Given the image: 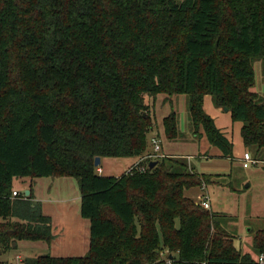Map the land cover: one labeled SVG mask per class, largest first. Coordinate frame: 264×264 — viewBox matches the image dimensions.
<instances>
[{"label":"trees","instance_id":"obj_1","mask_svg":"<svg viewBox=\"0 0 264 264\" xmlns=\"http://www.w3.org/2000/svg\"><path fill=\"white\" fill-rule=\"evenodd\" d=\"M256 62L264 80V0H0V256L55 239L33 189L13 196L14 179L72 178L90 223L88 252L22 264H165V252L173 264H259L264 229L243 253L218 214L186 196L221 176L168 156L164 140H186L174 110L162 118L167 156L155 167L118 177L95 167L98 157L149 154L148 100L155 109L159 96L182 95L190 135L204 134L208 151L235 163L234 144L204 109L211 96L264 160Z\"/></svg>","mask_w":264,"mask_h":264},{"label":"rangeland","instance_id":"obj_2","mask_svg":"<svg viewBox=\"0 0 264 264\" xmlns=\"http://www.w3.org/2000/svg\"><path fill=\"white\" fill-rule=\"evenodd\" d=\"M255 73V90L264 99L261 62H256ZM165 98L164 96L157 98L155 109L152 107L154 102L148 100L151 105V115L153 120L156 121L154 124L155 130L152 132L153 135H157L162 141L161 121L163 116L169 115L173 110L179 114L180 129L182 133L186 134L184 136L186 140L175 144L167 143L164 140L165 151L171 154L168 156L186 159L189 166L194 167L198 173L221 176L216 184L210 185L205 190L210 196L211 210L218 214V220L228 231V236L233 238L234 245L243 253L252 252L254 236L252 232L264 229V160H258L259 164L250 168H244L242 162L231 163L230 166L228 164L230 160L228 162L225 159H220L217 156L218 151L213 147L208 151L209 148L205 146L204 134L202 137L198 136L199 138H194L193 135H190L189 97L182 95ZM164 103L165 105H163ZM239 151L243 152V150ZM204 152L206 153L202 154ZM208 152L211 157L208 156ZM247 152L254 156L253 151ZM189 157L192 158L189 159ZM260 157L263 159L264 154ZM104 163L103 161L98 167V170L101 169V173L98 171L99 175L109 176L111 174L110 176H119L121 169L106 170ZM13 187L20 194L30 188L34 190L35 204H39L44 215L52 219V232L57 241H55L53 247L44 242L20 243L17 249L0 256V264H16L17 256H21L24 259L43 255L81 257L85 254L67 249L70 247L67 244H73L75 237L80 239L81 235L87 236L82 224L84 222L88 223V228L90 225L87 220L80 218L81 195L77 180L72 178H41L32 181L30 178H16L14 179ZM200 193L201 189H192L186 192V196L196 199ZM78 243L80 244V240Z\"/></svg>","mask_w":264,"mask_h":264},{"label":"crops","instance_id":"obj_3","mask_svg":"<svg viewBox=\"0 0 264 264\" xmlns=\"http://www.w3.org/2000/svg\"><path fill=\"white\" fill-rule=\"evenodd\" d=\"M204 109H205L206 113L214 120L215 125L217 126V128L223 133V135L227 139H229L234 144L235 162H241L243 154L245 152H247L246 149H245L244 143H243L242 136H241V130H242L243 124L240 123V122H233L232 118H231V114L229 112H226L225 110L217 108L214 105L211 96H206L204 98ZM239 150H243V152H240ZM213 152H215V151H213ZM209 156L211 157L210 154H209ZM217 156H218V154H217ZM139 159L140 158H122V159L105 158V159H102L101 164L103 163V161L105 162L104 165H105V169L106 170L115 169V168L121 169L120 170V174H119V176H121L124 173H126V171H128V169H130L133 165H135L138 162ZM220 159H222V158H220ZM226 160L229 162L228 159H225V161ZM231 163L232 162L230 161L228 164H230V166H231ZM201 174H203V173H201ZM110 175L111 174H109V176ZM102 176H105V175L102 174ZM200 194H198V196ZM80 218H82V217H80ZM82 226L84 227V230L86 231L87 236L86 235L85 236L81 235L80 239H77L75 237L73 244H67V245H70V247L67 248V249L69 251H77V252H81V253H85L86 254L88 252V248H89L90 225H89V228H88V223L84 222L82 224ZM79 240H80V244L78 243ZM55 241H57L56 237H55V239L52 242L50 247L54 246ZM86 245H87V250H86ZM85 254H83V256ZM54 257H56V256H54Z\"/></svg>","mask_w":264,"mask_h":264},{"label":"built area","instance_id":"obj_4","mask_svg":"<svg viewBox=\"0 0 264 264\" xmlns=\"http://www.w3.org/2000/svg\"><path fill=\"white\" fill-rule=\"evenodd\" d=\"M151 147H152L151 152L149 154L145 155L144 157L140 158L135 165H133L130 169H128V171H126L127 173L131 174L132 170L134 168H139V171L144 172L145 171L144 166L138 167L140 163H143V162L152 163L158 159H162V158H165L167 156L162 151V141L157 135H152ZM190 158H192V157H189V159ZM241 162H242L244 168H250L251 166H257L259 164V161L256 160L249 152H245L243 154ZM100 171H101V169H99V172ZM206 189H207V187L205 185L201 188V194L198 196V202L205 209L211 210V200H210V196H209L208 192L207 191L205 192ZM13 196L14 197L20 196V193L18 191H15ZM162 256H163L162 261H164L165 264H173V260H172V258H170V256H172V255L169 252L163 253ZM16 260H17L16 264H22L23 263V258L21 256H17ZM258 261H259V264H264V254L259 257ZM154 264H157V263H154ZM201 264H207V263L203 262Z\"/></svg>","mask_w":264,"mask_h":264},{"label":"water","instance_id":"obj_5","mask_svg":"<svg viewBox=\"0 0 264 264\" xmlns=\"http://www.w3.org/2000/svg\"><path fill=\"white\" fill-rule=\"evenodd\" d=\"M225 111H226V112H229L228 109H225ZM101 161H102V159H101L100 157L96 158V162H95V167H96V168H98V167L101 165ZM157 164H158L157 162H153V163H151V164H150V168L155 167ZM25 194H26V197H28V196L30 195V191H29V190L26 191ZM14 246H16V245H14ZM170 258H172V256H170Z\"/></svg>","mask_w":264,"mask_h":264}]
</instances>
